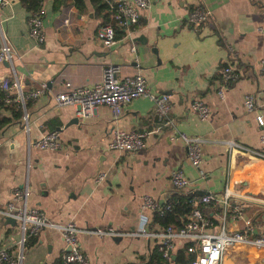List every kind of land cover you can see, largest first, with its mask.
Instances as JSON below:
<instances>
[{
  "label": "crops",
  "instance_id": "obj_1",
  "mask_svg": "<svg viewBox=\"0 0 264 264\" xmlns=\"http://www.w3.org/2000/svg\"><path fill=\"white\" fill-rule=\"evenodd\" d=\"M5 1L0 5V38L4 35L16 53L11 61L13 73L23 92L42 82L46 88L23 106L0 108V114L9 118L0 128V206L14 188L26 186V207L37 208L52 221L71 220L80 228L110 226L119 231L144 223L152 229L156 227L152 213L138 208L139 198L146 194L159 203L165 201L173 191L168 178L174 168L191 180L182 190L194 195L220 192L228 177L229 187L264 200V160L228 154L221 142L234 140L264 150V142H259V136L264 137V77L259 70L264 46L257 30L263 21L264 0H147L138 24L115 30L120 35L109 47L95 36L97 25L104 21L95 0H41L44 37L39 44L27 35L28 11L18 0ZM197 4L206 7L209 16L192 30L185 19ZM229 58L237 78L219 97L217 71ZM106 63L118 65L119 76L139 71L150 90L168 95L172 125L147 134L136 151L111 150L107 143L112 128L154 129L153 105L147 97L131 99L114 120L108 107L100 104L92 114L73 122L74 107L55 103L54 94L63 81L91 85L99 80ZM10 75V65L0 62V79ZM247 93L253 95L249 111L242 103ZM195 98L209 108L205 120L189 109ZM17 105L21 114L14 117ZM257 114L261 125L255 121ZM50 130L57 132L59 147H34L33 142ZM178 133L204 139L200 144L203 177L188 163ZM98 170L106 176L95 183L92 178ZM203 210L212 212L210 206ZM243 217L261 223L264 204H247ZM225 226L236 229L242 222L227 215ZM18 236L15 223L0 217V246L13 254ZM78 239L88 264H147L155 247L152 238L142 236L82 232ZM238 246L229 249L237 248L238 258L260 259L256 249ZM22 248L19 264H51L63 251L59 234L50 228L27 237Z\"/></svg>",
  "mask_w": 264,
  "mask_h": 264
},
{
  "label": "built area",
  "instance_id": "obj_2",
  "mask_svg": "<svg viewBox=\"0 0 264 264\" xmlns=\"http://www.w3.org/2000/svg\"><path fill=\"white\" fill-rule=\"evenodd\" d=\"M105 5L107 11L106 21H101L96 29L95 36L105 47L115 43V30H127L138 24L142 11L147 7V0H98ZM0 0V5L5 3ZM40 6L28 11L26 18L27 35L35 43L43 41V30ZM209 11L201 4L194 5L187 13L185 23L192 30L202 25ZM263 21L257 30L262 36L264 46V13ZM133 46H130L132 49ZM228 52L233 56L235 52L226 46ZM16 56L14 49L7 38H0V62L10 65L9 77L0 79V101L5 104L15 102L23 106L26 99H32L42 93L46 85L42 82L31 90L23 92L20 80L15 76L11 67L12 58ZM118 65L106 63L100 69V78L91 85L71 84L69 81L62 82L61 90L54 94L56 105H71L74 107L76 118H86L92 114L94 108L100 104L108 107L112 119L120 114L121 107L137 96L147 97L153 105L155 126L149 130H122L111 129V135L107 147L111 150L132 152L143 146L144 138L152 131L172 125V119L168 114V95L152 91L148 88L142 74L139 71L131 75L119 76ZM260 74L264 77V49L259 63ZM237 78V72L233 68L231 58L222 63L217 71L216 94L222 97L224 89ZM243 106L247 111L253 107V95L247 93L242 99ZM189 109L193 111L199 120H205L209 115L208 106L200 99H193L189 103ZM21 118L26 119L23 113ZM255 121L261 125V115H255ZM26 128V125H24ZM178 137L185 144L186 158L188 163L197 170L198 177H203L204 172L200 168L201 150L200 144L204 141L199 136H186L178 133ZM57 132L50 130L42 133L33 142L37 149L53 150L59 147ZM226 147L227 153L233 152L246 154L248 157L264 160V150L244 146L234 140L221 141ZM259 142H264V137L259 136ZM106 176L104 170H98L93 181L98 183ZM169 182L173 190H181L189 186L191 180L187 178L180 168H174L169 173ZM26 186L14 188L11 197L0 206V217H11L14 219L18 231L16 250L9 253L7 246H0V264H19L23 256L22 245L27 237L36 235L43 228H50L59 234L63 251L60 259L63 264H88V261L80 249L78 235L80 233L93 234L96 236H142L152 238L155 248L161 258L172 264V255L177 248L183 249V253L190 258L185 264H221L222 256L227 249L234 244L249 246L256 249H264V219L261 223L254 224L243 217L247 204H264V200L240 189L228 186V177L220 192H205L199 195H191L188 199L190 208L184 216L181 225L173 227L165 225L148 228L141 223L135 229L119 231L110 226L95 228H80L73 221L67 220L57 222L48 219L35 207H26ZM204 206H210L212 212L207 214ZM140 210H149L152 214L160 215L164 210L171 208L169 201L157 202L150 195H141L138 202ZM227 215L231 220H241L242 226L236 229H227L225 221ZM145 222V221H144Z\"/></svg>",
  "mask_w": 264,
  "mask_h": 264
},
{
  "label": "trees",
  "instance_id": "obj_3",
  "mask_svg": "<svg viewBox=\"0 0 264 264\" xmlns=\"http://www.w3.org/2000/svg\"><path fill=\"white\" fill-rule=\"evenodd\" d=\"M20 4L25 8L26 11L37 9L40 6L41 0H18ZM99 2V9L102 12V18H104V21H106L107 18V11L106 7L103 3H101L98 0H95ZM55 6V4L53 5ZM103 21V20H102ZM120 33H114L115 37H118ZM13 103L5 104L2 101H0V108L4 109H12ZM19 105H17V111H13L12 116L18 117L21 113L19 110ZM9 121V118L7 116L0 114V128L6 124ZM191 195H194L192 192L189 191H181V190H173L168 193L166 196L165 201H169L171 203V208L168 210H164L160 215H157L156 213L152 214V223H156L158 226L163 227L165 225H171L173 227L179 226L182 223V220L186 213L188 212L190 205L188 202V199L191 197ZM198 195V194H195ZM256 255V254H255ZM190 257L185 255L183 253V249L177 248L174 252V255H172L171 262L172 264H185V262ZM51 264H63L60 257H57L52 261ZM147 264H168L166 260L161 258L159 252L154 247L152 252L149 255V259Z\"/></svg>",
  "mask_w": 264,
  "mask_h": 264
},
{
  "label": "rangeland",
  "instance_id": "obj_4",
  "mask_svg": "<svg viewBox=\"0 0 264 264\" xmlns=\"http://www.w3.org/2000/svg\"><path fill=\"white\" fill-rule=\"evenodd\" d=\"M238 247H246V246H238ZM235 249L237 252L238 249L237 248H235ZM235 249H233L232 251L231 250L226 251L223 254L221 264H250L249 261H252V260H257L254 262V264H264V249L253 248V249H256L258 251L257 255L260 256L259 257L260 259H250V260H244V258H240V257L238 258V255H236V253H235Z\"/></svg>",
  "mask_w": 264,
  "mask_h": 264
},
{
  "label": "water",
  "instance_id": "obj_5",
  "mask_svg": "<svg viewBox=\"0 0 264 264\" xmlns=\"http://www.w3.org/2000/svg\"><path fill=\"white\" fill-rule=\"evenodd\" d=\"M3 63L7 65L6 62H3ZM76 120H77L76 117H73V118L71 119V121H73V122H75ZM98 165H99V163L96 165V167H98ZM96 170H97V169H96ZM4 222H5V223H8V224H10V225H13V224H14V219L11 218V217H4Z\"/></svg>",
  "mask_w": 264,
  "mask_h": 264
},
{
  "label": "bare ground",
  "instance_id": "obj_6",
  "mask_svg": "<svg viewBox=\"0 0 264 264\" xmlns=\"http://www.w3.org/2000/svg\"><path fill=\"white\" fill-rule=\"evenodd\" d=\"M234 246H236V244H234L233 246L229 247V248L227 249V251H228L230 248H233ZM248 247H249V246H248ZM249 248H251V247H249Z\"/></svg>",
  "mask_w": 264,
  "mask_h": 264
}]
</instances>
